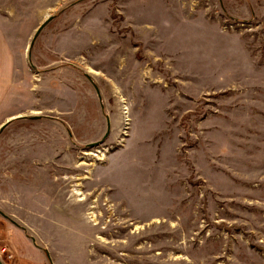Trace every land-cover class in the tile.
<instances>
[{
	"label": "rangeland",
	"instance_id": "rangeland-1",
	"mask_svg": "<svg viewBox=\"0 0 264 264\" xmlns=\"http://www.w3.org/2000/svg\"><path fill=\"white\" fill-rule=\"evenodd\" d=\"M0 20V127L24 116L0 131L4 264H264V0H0Z\"/></svg>",
	"mask_w": 264,
	"mask_h": 264
},
{
	"label": "crops",
	"instance_id": "crops-1",
	"mask_svg": "<svg viewBox=\"0 0 264 264\" xmlns=\"http://www.w3.org/2000/svg\"><path fill=\"white\" fill-rule=\"evenodd\" d=\"M13 71H14V55H13L12 47L10 46V40L4 30L3 22L2 20H0V88L1 86L4 88V95L3 97L0 96V106L2 105L5 97L8 94L7 92L12 82L10 78H11V74L13 73ZM13 117H16V116H12L10 118H13ZM27 247H28L27 244L22 245V248L28 249ZM1 260H3L2 262H4V259L1 258ZM23 260L24 259H22V261ZM24 262H26V260H24L23 263ZM25 264H29L28 260Z\"/></svg>",
	"mask_w": 264,
	"mask_h": 264
},
{
	"label": "water",
	"instance_id": "water-1",
	"mask_svg": "<svg viewBox=\"0 0 264 264\" xmlns=\"http://www.w3.org/2000/svg\"><path fill=\"white\" fill-rule=\"evenodd\" d=\"M53 18H54V16H49L44 22H42V24L39 25V27L37 28V30H36V32H35L34 38H33L32 42H31V44H30L31 47L34 45L35 40L38 38V36H39L40 33L42 32V30L47 26V24H48L50 21H52ZM91 82L93 83L92 80H91ZM93 84H94L95 88L97 89L98 95L101 97L98 86H97L95 83H93ZM21 117H24V116H17L16 118L13 117V118L8 119L5 123L2 124V126L0 127V131H2L3 129H5V127H6V126H7L12 120L17 119V118H21ZM31 118H33V119H38L39 116H31ZM107 120H108V128H107V132H106L105 136L103 137V139H101L100 141H96V142L89 143V144L87 145L88 148H90V147L92 148V147L98 146V145L102 144V143L106 140V138L108 137V135L110 134V131H111V122H110V118H107ZM0 213H1L2 215L5 216L4 212H2L1 210H0ZM0 264H4V263L2 262V260H1V258H0Z\"/></svg>",
	"mask_w": 264,
	"mask_h": 264
}]
</instances>
